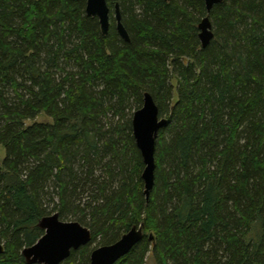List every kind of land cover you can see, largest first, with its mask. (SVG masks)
Here are the masks:
<instances>
[{
    "label": "trees",
    "instance_id": "trees-1",
    "mask_svg": "<svg viewBox=\"0 0 264 264\" xmlns=\"http://www.w3.org/2000/svg\"><path fill=\"white\" fill-rule=\"evenodd\" d=\"M107 6L102 36L84 0H0V264H26L53 214L91 233L61 264L133 226L143 238L115 264H264V0L215 5L204 49L203 0ZM144 93L167 120L147 200L131 128Z\"/></svg>",
    "mask_w": 264,
    "mask_h": 264
},
{
    "label": "water",
    "instance_id": "water-1",
    "mask_svg": "<svg viewBox=\"0 0 264 264\" xmlns=\"http://www.w3.org/2000/svg\"><path fill=\"white\" fill-rule=\"evenodd\" d=\"M85 15L96 18L102 36L109 30L110 9L107 0H84ZM169 2V0H163ZM222 0H203L206 15L197 24L198 40L202 49L206 48L214 38L212 24L209 19L211 9ZM115 29L118 36L129 42V35L125 30L119 12V6L114 7ZM167 124L165 118H160L158 108L150 94H143L142 107L135 111L131 119L132 136L143 160L144 169L141 175L144 184L146 200L154 182V151L159 131ZM37 227L43 235L30 247L21 252L26 264H61L71 251L88 245L91 241L90 231L74 221H61L58 214H53L39 220ZM143 238L142 227L133 226L120 239L107 246L95 248L89 257V264H115L125 257ZM152 239V236L149 237ZM4 246L0 243V255L4 254Z\"/></svg>",
    "mask_w": 264,
    "mask_h": 264
},
{
    "label": "rangeland",
    "instance_id": "rangeland-1",
    "mask_svg": "<svg viewBox=\"0 0 264 264\" xmlns=\"http://www.w3.org/2000/svg\"><path fill=\"white\" fill-rule=\"evenodd\" d=\"M172 85L175 86V82L174 81H172ZM173 101H176V95L175 94H174V100ZM34 123L49 124V123H51V120L48 117H46L45 115L41 114L38 117H36L33 121H26L24 124H25V126H30V125H32ZM4 156H5V151L0 146V165H1L2 161H3V159H4ZM146 264H154L153 259L150 256L146 260Z\"/></svg>",
    "mask_w": 264,
    "mask_h": 264
}]
</instances>
